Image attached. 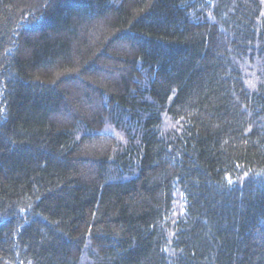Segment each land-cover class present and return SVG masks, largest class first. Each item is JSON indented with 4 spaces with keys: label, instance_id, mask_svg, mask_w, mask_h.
<instances>
[{
    "label": "trees",
    "instance_id": "obj_1",
    "mask_svg": "<svg viewBox=\"0 0 264 264\" xmlns=\"http://www.w3.org/2000/svg\"><path fill=\"white\" fill-rule=\"evenodd\" d=\"M0 264H264V0H0Z\"/></svg>",
    "mask_w": 264,
    "mask_h": 264
}]
</instances>
